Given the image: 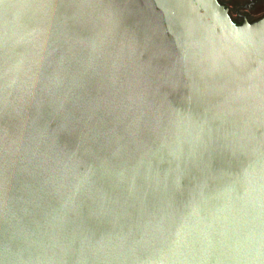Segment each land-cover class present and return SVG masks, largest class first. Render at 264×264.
Segmentation results:
<instances>
[{
  "label": "water",
  "instance_id": "obj_1",
  "mask_svg": "<svg viewBox=\"0 0 264 264\" xmlns=\"http://www.w3.org/2000/svg\"><path fill=\"white\" fill-rule=\"evenodd\" d=\"M0 264H264V16L0 0Z\"/></svg>",
  "mask_w": 264,
  "mask_h": 264
},
{
  "label": "flooded vegetation",
  "instance_id": "obj_2",
  "mask_svg": "<svg viewBox=\"0 0 264 264\" xmlns=\"http://www.w3.org/2000/svg\"><path fill=\"white\" fill-rule=\"evenodd\" d=\"M218 2L228 10L231 19L237 24L259 19L252 14V9L259 3V0H244L243 2L241 0H218Z\"/></svg>",
  "mask_w": 264,
  "mask_h": 264
},
{
  "label": "rangeland",
  "instance_id": "obj_3",
  "mask_svg": "<svg viewBox=\"0 0 264 264\" xmlns=\"http://www.w3.org/2000/svg\"><path fill=\"white\" fill-rule=\"evenodd\" d=\"M242 2L244 0H241ZM252 14L255 16V17H262L264 16V0H259V3L253 7L252 9Z\"/></svg>",
  "mask_w": 264,
  "mask_h": 264
}]
</instances>
